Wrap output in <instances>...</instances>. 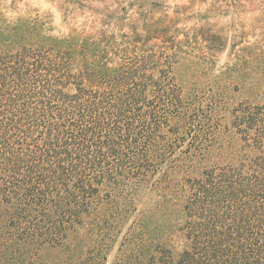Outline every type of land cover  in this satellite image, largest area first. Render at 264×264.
<instances>
[{
    "label": "trees",
    "instance_id": "1",
    "mask_svg": "<svg viewBox=\"0 0 264 264\" xmlns=\"http://www.w3.org/2000/svg\"><path fill=\"white\" fill-rule=\"evenodd\" d=\"M237 2L214 23L107 2L59 36L1 15L0 264H97L105 240L124 264H264V18L221 23Z\"/></svg>",
    "mask_w": 264,
    "mask_h": 264
},
{
    "label": "rangeland",
    "instance_id": "2",
    "mask_svg": "<svg viewBox=\"0 0 264 264\" xmlns=\"http://www.w3.org/2000/svg\"><path fill=\"white\" fill-rule=\"evenodd\" d=\"M141 1L142 0H0V17L2 15L3 18L11 21H15L18 18L31 20L37 18L41 23H43L46 33L52 36H59L66 35L68 33L90 31V21L94 18L98 19L101 16L103 3H110L108 11L111 10L114 14L125 17H136L140 13L137 9L136 3H140ZM155 1L158 2V11L161 13H181L182 11L176 8L185 4L188 7L185 12L186 16H195V14L198 16L204 15L207 16L206 18L209 23H214L218 20L214 17V14L216 13L214 9H216V6L223 4L225 0ZM261 2H264V0H238L237 4L239 7H237L236 10L243 11V13L239 15L234 14L232 19L227 17L225 18L224 16L219 20H221V23L232 20L231 22H235L237 25H246V22L254 20V18H264V10H260L259 8V4ZM213 5H215V7L211 8ZM235 16L236 19L234 20ZM197 21L198 18L194 17L190 23H196ZM186 25H189V23ZM152 198V195H149L148 197L144 194L139 195L137 202L133 204V208L135 206L136 210L130 215L127 226L130 225L134 217L139 218L141 215H146L148 213L151 208ZM168 214L169 211L162 213L165 217H167ZM157 217L160 218L159 216ZM179 237L180 236H178V234H175L170 239L174 241L177 251L182 249V242ZM99 248V254L96 258L97 264H124L126 260L124 258L129 257V253L127 252L125 246H121L119 240L116 242H113L112 240H105ZM50 253L54 252L49 251V257L46 262L52 261V255H50ZM82 256L83 255H79L76 258L78 259ZM61 257L65 258L63 255ZM77 259L75 262H77ZM73 260L74 258H72V262ZM53 263L56 262L54 261Z\"/></svg>",
    "mask_w": 264,
    "mask_h": 264
}]
</instances>
